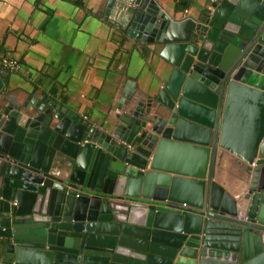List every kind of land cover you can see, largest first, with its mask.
<instances>
[{
	"label": "water",
	"instance_id": "1",
	"mask_svg": "<svg viewBox=\"0 0 264 264\" xmlns=\"http://www.w3.org/2000/svg\"><path fill=\"white\" fill-rule=\"evenodd\" d=\"M102 16L162 83H128L105 127L0 106V264H264V0Z\"/></svg>",
	"mask_w": 264,
	"mask_h": 264
},
{
	"label": "crops",
	"instance_id": "2",
	"mask_svg": "<svg viewBox=\"0 0 264 264\" xmlns=\"http://www.w3.org/2000/svg\"><path fill=\"white\" fill-rule=\"evenodd\" d=\"M107 0H0V106L45 95L94 126L114 124L123 90L160 87L158 59L121 37L102 16ZM216 1V0H210ZM178 16L196 14L208 0H156ZM105 125V126H104Z\"/></svg>",
	"mask_w": 264,
	"mask_h": 264
},
{
	"label": "built area",
	"instance_id": "3",
	"mask_svg": "<svg viewBox=\"0 0 264 264\" xmlns=\"http://www.w3.org/2000/svg\"><path fill=\"white\" fill-rule=\"evenodd\" d=\"M1 65L9 71H17L19 69V64L15 60L7 59L5 57H1L0 59ZM254 163L251 164V167H254Z\"/></svg>",
	"mask_w": 264,
	"mask_h": 264
}]
</instances>
